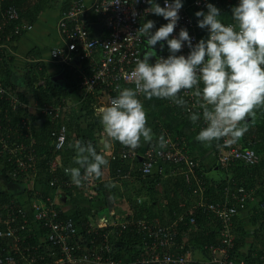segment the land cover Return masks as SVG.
<instances>
[{
    "label": "trees",
    "instance_id": "16d2710c",
    "mask_svg": "<svg viewBox=\"0 0 264 264\" xmlns=\"http://www.w3.org/2000/svg\"><path fill=\"white\" fill-rule=\"evenodd\" d=\"M69 3L70 1L68 4ZM210 3L221 9V11L223 9L230 10L237 6L234 1L228 0H210ZM10 4L17 6L21 13V20L26 24L34 23L41 11L54 5L53 0H0V7ZM67 6L68 5L64 8ZM162 18L163 17H159L155 14L153 15V21L155 24L162 21L160 24L161 26L164 23ZM226 22H231V20ZM12 25L13 22L10 23V26ZM89 29L91 33L90 35H94V29L91 25L89 26ZM21 35L22 34H15L11 37L10 41L14 49L15 42ZM3 56L4 57L0 62V82L6 88V91L2 96L0 95V137L2 136V138H0V162L3 161V167L0 169V177L6 179V184L12 188H0V213L10 209L12 210L15 206H20L26 211L28 208L31 209L33 206L31 197L35 188L36 192L43 193L42 189L47 187L45 185H48L54 189H63L65 191V195L70 198L74 196V194H77L88 197L90 200H99L100 202H107V198L110 194H119L120 196L127 195L126 197L132 201L136 208V210H134V214L136 216L159 219L164 224H175V221H177V218L179 217V212L183 211L180 210L181 208L176 206L177 204L175 202H177V200L175 199V188L176 190H185L188 188L190 193L193 187L192 184L195 186L194 180H192L194 177H191L188 180L183 171L171 173L170 169L175 164L170 161L164 162L167 173L164 174L163 177L158 176L161 174H158L156 171L151 174L144 175L138 169L141 159L139 157H136L135 159H126L121 157L118 153L119 142H117V146L114 149L116 156L113 157L110 155L111 165H109V167L111 170V176L103 175L101 178L97 179V184L94 187L87 186L85 184H83L82 187L75 186L71 181L70 175L66 174L64 171L65 166L78 167V165L74 163V157L76 155L75 149L74 147L70 148L69 145H74L76 140H81L85 144L91 142L96 147L97 152L101 153L103 150L101 142L107 139L103 126L100 122V118L95 112L97 101L91 93L95 91L92 90L91 92L89 91L84 94L82 108L79 112L74 107L70 108L66 100L67 97L72 96L73 92L78 88V82L81 80L80 77L77 76V74L75 75L72 70H69V73L68 68L70 63H72L71 60L69 62H63L65 66L63 77L61 79H54L53 74H48L46 72L47 70L44 62H38L35 64V62L32 61L27 66L24 73H18L17 69L13 68L15 54L10 53L4 54ZM41 77L44 78V82H40ZM122 86L123 88H133L130 83H123ZM200 87L202 88L203 85L201 84ZM96 89H98V87ZM12 94H16L19 97L17 102L11 99ZM180 96L187 102L189 101V98H187V96L185 97L182 92L180 93ZM139 99H141L144 103L142 95L139 96ZM162 101L167 103L175 114L182 117L195 136L199 133L202 127L197 122L193 123L189 119L190 112L187 110V106H177L170 99H162ZM45 102L54 104L60 103L61 109L59 113L48 114L46 112H42L39 108H41ZM14 103H17V106H14ZM26 104H37L35 112H32ZM195 111H198V107ZM200 112H202L201 109ZM81 117L86 120V126H83ZM24 118L31 126V130H28L26 125L23 124ZM39 118L45 119L39 122L37 121ZM161 121H156L154 126V131L157 135H163L165 137V133H162L164 128L163 126H165L171 132L173 137L176 133L186 137L185 134H187V131L185 129L177 128L173 121L163 118ZM247 123L248 131L235 145L239 147L251 146L256 149V151L260 154L259 162L251 165L237 160L232 162L228 168L219 166L225 176L222 180L218 179L219 181H217L213 177L205 174L206 167L203 166L204 163L200 162V158L196 155V153L194 154V146L191 147L190 152L196 159V167L199 176L202 179V184L204 185V194L206 199L216 201L223 198V188L229 180H235L239 184H244L247 187L258 186L259 189L256 191L255 195L258 200L254 204H251L252 206L250 205V210L251 207L252 210H255L253 213L255 217L257 216L255 219L258 222V230L260 233L258 231L256 232L261 236L259 242L262 243V246L258 249V255L253 256V250L256 249L255 246L257 244L256 242L253 243V241H248V230H246L244 225H241L239 221L240 215L237 214L233 218V235L235 244L231 252L232 255L237 258L245 257L253 263H255V260L257 259V264H263L264 211L259 207V200H264V108L257 109L254 122L253 118L250 117L248 118ZM63 125H65L66 142L64 146L56 147V134L53 132L59 131ZM99 135L103 139H101ZM16 141H24L27 146H33L36 154L34 166L21 170L22 172L18 173V177L13 175L16 165L13 158H9L11 155L10 152L8 149H3L4 143H14ZM98 143L100 145H98ZM148 145L152 144L142 141L141 146L139 147L141 152H143ZM213 145H224L223 140L219 142L214 141ZM53 161L60 163L58 168L55 170L52 169ZM81 171L83 173V169ZM127 172H130V176L125 177ZM56 176L60 181L70 180L71 183H64L61 187L56 186V184H51V181L55 179ZM131 179H133L137 184L132 185L130 182H127ZM29 180H32L35 183V188L31 186L32 184ZM119 181H124L128 188L124 187L123 190L121 186L118 185ZM126 189H130V191L128 190V194H126ZM25 193L28 195V198L26 197V199H22V195ZM45 194L43 193V199L46 203H49L50 200H54L51 197L48 199L49 196H47V193ZM196 195L198 196V194ZM138 196H141L143 201L138 202ZM196 198L198 199V197H195L194 202L196 201V203H198ZM53 204L58 211L59 218H67L71 216L64 212V205L56 202ZM194 208L195 209L193 210H188L186 213L196 215V224L190 222L189 216H187V218H185L180 225H174L173 229H176L178 232V240L184 241L185 247L192 250L193 256L196 260L194 264H201V259H197V256L194 255L193 247H198L206 253V244L220 243L222 238V235L220 234L221 222L218 218H212V216H209L208 213L204 211L203 207L196 205ZM78 210L79 219H73L76 222L79 233L84 235L87 242L90 241L92 236H96V241H94L95 243L89 242L86 246L87 249H92L95 245H100L103 238L100 234H88L87 232L88 221L91 215L97 218L99 215V212L97 211L98 209L96 206L92 205L91 207L86 208L85 206L81 207ZM112 217L118 218L119 215L117 212H114ZM30 223L31 224L27 227L28 229H25L24 231L21 230L23 237H25V240L22 242L23 253L30 255L32 250L38 246L39 252L46 254V258H54V256L50 254L52 250L49 249V247H53L54 244H52V242L46 237V230H44L41 225L34 227V224L32 223L35 222L31 221ZM186 232L187 236H185ZM111 237L113 241V250L108 252L106 251V254H110L115 258H135L147 253V249L144 246L145 237L142 233L126 229L120 235L112 233ZM11 241H13L11 237L5 238V248L3 249L13 250V248H11L8 244V242ZM82 249V247H79L78 251H81ZM53 250L56 254H59L58 247H53ZM14 253L16 254V252ZM16 255H22V253H17ZM63 264L73 263L66 262Z\"/></svg>",
    "mask_w": 264,
    "mask_h": 264
},
{
    "label": "built area",
    "instance_id": "2783aa9c",
    "mask_svg": "<svg viewBox=\"0 0 264 264\" xmlns=\"http://www.w3.org/2000/svg\"><path fill=\"white\" fill-rule=\"evenodd\" d=\"M228 1H234L237 6L239 4V0ZM207 3H210V0H193V4L201 9L207 8ZM149 7L151 5L147 3V0H119V4H117V0H94L90 5L85 0H70L68 6L61 10L58 18V31L64 44L55 45L51 48L52 58L58 62H69L73 55H77L81 60L88 59L89 62L91 61L89 65L92 66V72L82 77L79 82L80 88L84 92H89L100 87L101 90L109 93V104L110 100L118 95L117 86L123 89V83H130L133 88L135 87L127 77L134 70L136 60L143 56L141 46L143 38L135 35L142 24L153 15L146 12ZM161 7H164V0L161 2ZM90 8L98 13L103 23L102 32L92 36L90 35L89 20L86 17V12ZM134 12L135 15H133ZM179 15L180 20L173 35L178 36L181 28H187L193 43H197L199 37L192 15L184 6ZM11 22H13L12 26H10ZM168 22L164 19L163 25ZM232 22L223 23L227 25ZM32 24H26L21 20V13L14 4L0 7V62L4 54H15V49L10 41L11 37L15 34H23ZM96 50L100 54L98 59L94 56ZM189 51L185 44L182 52L177 55H187ZM169 55L170 52L166 44L165 49L159 53L158 57L167 58ZM5 91L6 88L0 82V95L2 96ZM193 92L194 89L187 93L182 91V94L189 98L187 110L191 109V111L196 112L198 106L194 107L196 98L192 94ZM11 96L15 102L19 100L16 94ZM36 105L26 104L31 110H35ZM14 106H17V103H14ZM39 109L48 114H57L61 109V104L45 102ZM198 111L200 112L199 108ZM23 121L26 128L31 130V126L25 118ZM197 123L201 127L205 126L202 115ZM163 127L162 133H165V140L168 141L166 148L153 149L152 145H148L141 152L139 147L132 150L119 143V155L126 159L139 157L141 163L138 169L144 175L154 171L158 174H166L164 162L170 161L175 164L170 169L171 173L183 171L187 179L194 177L202 183L196 167V159L187 147L183 135L176 133L173 137L171 132L165 126ZM53 133L56 134V147L64 146L66 142L65 125ZM3 149H8L11 154L9 158H13L15 162L16 168L13 171L15 177H18V173L22 172L21 170L34 166L35 148L27 146L24 141L4 143ZM157 151L160 152L159 155H157ZM111 156H116L114 149ZM237 160L252 165L260 161V154L251 146H218L216 150L217 166L228 168L232 162ZM59 165L60 163L53 161L52 169L55 170ZM146 165H151L148 172L144 170ZM2 167L3 161L0 162V169ZM64 168L69 167L65 166ZM130 172H127L125 177L130 176ZM64 183L70 184L71 182L70 180L60 181L57 176L51 181V184H56L58 187ZM84 184L94 187L97 184V179L93 178ZM255 188L256 186L247 187L235 180H229L223 188V198L216 201L203 199L197 204L199 207H203L209 216L220 220V234L222 235L220 243L205 245L207 258L202 259L201 264H254L245 257H235L231 250L235 244L233 218L241 210L249 207L250 201L255 198ZM138 201H142V198H139ZM53 203H55L54 200H50L49 203L46 201L33 202L32 205L35 208L34 221L31 220L27 211L20 206L0 213V264H63L66 262L73 264H194L196 261L192 250L185 247L184 241L178 240V232L173 229L174 225H178V222L185 220L187 216H189L190 222L196 224L197 217L195 214L180 213L174 225L164 224L159 219L136 215H131L125 219L111 218L114 212H111L110 216L97 218L91 215L87 224L88 234H100L103 238L100 245L87 249V243H95L96 236H92L87 242L84 235L79 233L72 217H58V211ZM259 207L264 211V200H259ZM31 221L35 222V226L41 225L46 230L45 235L48 240L54 244L53 247L59 248V254H56L53 247H49L52 250L50 254L54 258H46V254L39 252L38 246L32 250L30 255L23 253L22 242L25 237H23L21 230L28 229ZM126 229L144 234V246L147 253L135 258H115L106 254V251L113 250L111 234L120 235ZM7 237L13 239V241L8 242L13 250L3 249L5 248L4 240ZM79 247L83 249L78 251ZM14 252L16 254L22 253V255H16Z\"/></svg>",
    "mask_w": 264,
    "mask_h": 264
},
{
    "label": "clouds",
    "instance_id": "9594fccd",
    "mask_svg": "<svg viewBox=\"0 0 264 264\" xmlns=\"http://www.w3.org/2000/svg\"><path fill=\"white\" fill-rule=\"evenodd\" d=\"M147 3L151 5L147 13L169 22L154 32V21L142 24L135 36L146 38L147 50L127 77L135 87L117 86L118 95L108 105L95 109L107 136L102 152L98 153L91 142L76 140L69 145L75 149L74 163L78 167L64 171L77 187L103 176L102 168L109 164L105 152L112 142L132 150L140 147L142 141L152 144L153 149L167 147L163 135L153 143L154 133L148 126L141 95L147 100L170 99L177 106L186 107L187 101L180 93L194 89V107L202 110L205 123L195 139L207 146L221 140L224 146L237 144L248 131V118L254 122L256 110L264 108V0H239L231 10L233 22L227 25L220 18L221 9L207 3V12L197 11L195 16L202 18L198 19V27L207 29L208 38L195 44L187 28H181L178 36L173 35L180 20L182 0H164V7L155 0ZM161 41L167 42L170 55L157 57L153 64L150 61L156 55L154 48ZM185 44L189 53L177 55ZM189 112L193 123L201 119V112ZM150 167L146 165L145 172Z\"/></svg>",
    "mask_w": 264,
    "mask_h": 264
},
{
    "label": "crops",
    "instance_id": "0c3cea01",
    "mask_svg": "<svg viewBox=\"0 0 264 264\" xmlns=\"http://www.w3.org/2000/svg\"><path fill=\"white\" fill-rule=\"evenodd\" d=\"M69 1L70 0H53L54 5L52 7L47 8L46 10L41 11L38 15V18L34 21L32 26L27 28L23 32V34L17 39V41L15 42V57H14V62H13V68L17 69L18 73H24L29 63L34 61L35 64L38 62H44V64L46 65V70H47L46 72L48 74H53L54 76L55 75L59 76L60 74H62L60 75V79L63 77V74H64L63 72H65L64 63L58 62L52 58L51 48L55 45L64 44V41L62 40V37L60 36L59 31H58V18L61 13V10L66 5H68ZM93 1L94 0H85V2L88 3L89 5L92 4ZM155 2L159 3L161 6L162 0H155ZM182 3H183V6L186 8V10L192 15L196 23V31H197L199 40L202 38L207 39L208 38L207 29H201L198 27V19H202V18H197L195 16V13L197 11L203 10L204 12H207V9L206 8L201 9L197 7L196 5L193 4V0H182ZM231 10L232 9L230 10L223 9L221 11L220 18L222 22H226L230 20L232 21V11ZM153 15H151L148 18V20L153 21ZM86 17L89 20V24L94 29V33L100 34V32H102L103 30V26H102V30L99 33L96 31L95 27L93 26V23L102 22L98 13L93 8H90L86 12ZM159 17H162V16H159ZM162 19L164 21V18ZM161 22L159 21L157 24H155V27L152 30L153 32L161 26L160 25ZM141 46L142 48L147 50L146 38H143ZM155 53L156 55L153 56L150 61L153 64L155 63V60L159 56V54L156 51ZM99 55H100L99 51L96 50L94 54L95 58L98 59ZM71 62L72 63H70L68 71L72 70L75 75L77 74V76L80 77V79H82L84 75H87L91 73L92 71V66L91 64L89 65L91 61L89 62L88 59L81 60L77 55H73ZM98 90L99 89L95 88L94 89L95 92L90 91L96 98V101H97L96 108L100 106L108 105V94L109 93L105 90H101V89L99 91ZM86 93L87 92H84L80 88V84L78 82V88L73 92L72 96L66 98L67 103L69 104V107L70 108L74 107L80 112V109L82 108V103H83V96ZM143 101H144L145 109L148 113V126L152 128L153 133H154L153 142H155L159 138V135H157L154 131V126L156 124V121L158 120L161 121L162 118L173 121L177 128L185 129L187 131V134H185L186 137H184L185 143L188 148L190 147L189 149H191V147L194 146L193 148L194 154L196 153V155L200 158V162L204 163L203 166L206 167L205 174H207L210 177H213L217 181L222 180L224 178L225 175H223L222 170L216 164V150L218 146L213 145V143L211 144V146H207L205 144H202L196 141L195 139L196 136L194 135V133H192L193 131H191L190 127L186 125V122H184L182 117L175 114L171 110L170 106L164 101H162V99L153 98L152 100H147L143 96ZM31 111L35 112L34 109H32ZM81 119H82L83 126H86L85 125L86 120L83 117H81ZM101 143L103 145V141ZM116 144L117 142H112V147L105 152V155L107 156V159L109 160V164L108 166L102 169L104 176L105 175L111 176V170L109 167V165H111L110 155H111L112 150L115 149V147L117 146ZM98 145L100 144L98 143ZM158 176L163 177L162 174ZM5 180L6 179L0 177V188L1 189L11 187L6 184ZM192 180H194L195 186L194 184H192L193 187L190 193H189L188 188L185 190L183 189L176 190L175 188V195H176L175 199L177 200V202H175L177 204L176 206L181 208L180 210H183L179 213H186L188 212V210L195 209L194 207L201 200L206 199V196L204 194L205 193L204 185L201 183L200 180H197L196 178H193ZM29 182L32 184L31 186L33 187L35 186V183L32 180H29ZM127 182H130V184L132 185L137 184L136 182H134L133 179L128 180ZM125 184L126 183H124V181L118 182V185L121 186L123 190H124V187L128 188ZM196 184H197V187H196ZM45 186L47 187H44L42 189L43 193L44 194L47 193V196L55 200L58 188L54 189L51 186H48V185H45ZM251 187H254V186H251ZM258 189H259L258 186H256L254 190L255 195ZM35 190L33 191L34 193L31 197V202H45L43 199V193L36 192ZM128 190L130 191V189ZM128 190L126 189L127 191L126 194H128L129 192ZM64 194H65V191L63 189H60V194H59L60 198L64 196V198L61 199V201L63 202V204L61 205H64V209H65L64 212L66 214L71 215L70 217L74 219L76 218L77 220L79 219L78 209L84 206L85 208L91 207L92 205L96 206V208L98 209L97 211L99 212V215L97 217L107 216V215L110 216L111 212H117L119 215L118 218L120 219L122 218L125 219L126 217H130L131 215H135L134 210H136V208L133 205L132 201L126 197L127 195H122L123 196L122 197L119 194H116V195L110 194L109 197L107 198V202H104V201L100 202L99 200L97 201L90 200L88 197L80 196L77 194H74V196H72L71 198ZM196 194H198V196ZM22 197H23L22 199H26V197L28 198V195L25 193L22 195ZM195 197H198V199L196 198L198 200V203H196V201L194 202ZM139 198H142V197L138 196L137 200ZM256 198L257 196L250 201V205L255 203L254 201L256 200ZM142 201H143V198H142ZM250 205L248 208H246V210H241L239 212V215H240L239 221L241 225H244L246 227V230H248V235H247L248 241L250 242L253 241V243L256 242L257 244L255 246L256 249L253 250V256H254V255H258L259 253L258 249L261 248L262 243L259 242L261 239L260 234L256 232V231L259 232L258 222L255 219L257 216L256 217L254 216L253 212L255 210H252V207H251L252 211L250 210ZM27 211H28L27 214L30 215L31 220L34 221L35 210L33 206L31 207V209L28 208ZM181 222L182 221L178 222V224L180 225ZM34 227H35V224H34ZM185 236H187V233L185 234ZM193 249H194V255L197 256V259L202 260V259L207 258L206 253L203 252L200 248L193 247ZM257 262L258 260L256 259L254 264H257ZM262 263L264 264V256H263Z\"/></svg>",
    "mask_w": 264,
    "mask_h": 264
},
{
    "label": "water",
    "instance_id": "95a60500",
    "mask_svg": "<svg viewBox=\"0 0 264 264\" xmlns=\"http://www.w3.org/2000/svg\"><path fill=\"white\" fill-rule=\"evenodd\" d=\"M93 26L95 27V29H96V31L99 33L101 30H102V26H103V24H102V22H96V23H93ZM162 42V43H161ZM161 42H158L157 43V45L155 46V51L159 54L161 51H163L164 49H165V46H166V41H161ZM161 44H163L164 45V47L163 48H161ZM60 75H62V74H60ZM60 75L58 76V75H55L54 76V79H58V78H60ZM45 118H39V119H37V121H39V122H41L42 120H44ZM60 189H58V191H57V194H56V198H55V202L56 203H59V204H63V202L61 201V199H63L64 198V196L63 197H61L60 198ZM65 195V194H64Z\"/></svg>",
    "mask_w": 264,
    "mask_h": 264
},
{
    "label": "rangeland",
    "instance_id": "374dc122",
    "mask_svg": "<svg viewBox=\"0 0 264 264\" xmlns=\"http://www.w3.org/2000/svg\"><path fill=\"white\" fill-rule=\"evenodd\" d=\"M145 52H146V50L144 48H142L143 55H144ZM40 82H44V78L43 77H41ZM99 137H101V136L99 135ZM101 139H103V138L101 137ZM256 201H257V199L254 202H256Z\"/></svg>",
    "mask_w": 264,
    "mask_h": 264
}]
</instances>
